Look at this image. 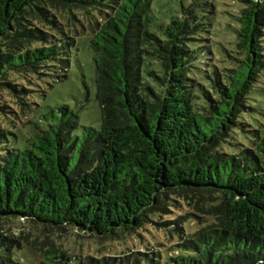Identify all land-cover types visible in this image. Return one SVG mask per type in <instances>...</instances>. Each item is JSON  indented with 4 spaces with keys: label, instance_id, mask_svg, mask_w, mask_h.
Here are the masks:
<instances>
[{
    "label": "trees",
    "instance_id": "trees-1",
    "mask_svg": "<svg viewBox=\"0 0 264 264\" xmlns=\"http://www.w3.org/2000/svg\"><path fill=\"white\" fill-rule=\"evenodd\" d=\"M153 1L0 0V90L31 115L0 106V264H26L28 247L37 264H264V124L244 119L264 75V0H234L238 58L220 73L201 62L216 48L200 42L219 23L216 0H188L158 25ZM82 36L101 125L74 135L75 114L37 117L18 79H65ZM181 203L201 215L166 217ZM162 217L172 248L118 260L39 250L2 229L23 220L114 239Z\"/></svg>",
    "mask_w": 264,
    "mask_h": 264
},
{
    "label": "rangeland",
    "instance_id": "rangeland-1",
    "mask_svg": "<svg viewBox=\"0 0 264 264\" xmlns=\"http://www.w3.org/2000/svg\"><path fill=\"white\" fill-rule=\"evenodd\" d=\"M216 3L218 4L217 10L220 12L219 23L215 25L212 37L206 36L204 41H200L206 45L215 44L216 48H214V54L204 57L201 62L213 65L214 70L220 73L224 69L231 68L230 63L233 62V58H238L235 38L232 34L234 25L232 16L237 15L240 5L234 0H216ZM181 4L187 6L189 1L154 0L151 7L154 23L157 25L168 24L171 17L180 13ZM152 31L161 35L160 32H156L154 27ZM217 51H221L222 55L217 54ZM24 78L25 80H23ZM24 78L18 80L24 88L33 91L31 94L33 97L30 100L38 106L35 111L37 117L48 115L51 110L58 114V108L67 107L77 117L78 128L74 131V135H80L82 128L99 130L101 111L96 100L95 67L87 36L77 39L76 46L71 51L70 66L65 79L56 81L52 78H45L43 75H27ZM252 97L255 110L244 119L246 124L251 122L255 128H259V125L264 124V75L252 93ZM2 105L6 106L10 112L16 113V117L22 119V122L30 119V113L22 114L19 102L5 90H0V106ZM4 122L5 118L0 112V125H4ZM238 139L241 140V138ZM178 206L179 211L172 209V213H167L166 217L172 216L170 218L174 219L177 215L196 213L191 205L181 203ZM196 214L201 215L199 212ZM166 217L159 220L153 219L152 223L143 229L132 234L121 233L114 239L97 238L72 229H67L64 232L55 229L45 230L23 220L8 222L2 229L5 231L10 229L11 234L20 237L22 242L25 238L31 246L39 250H47L52 246L74 259L90 256L102 260H118L136 252L157 254L172 248L176 244L177 238H170L167 228L162 227L161 224L167 220ZM192 219L188 222L190 230L196 227L197 219ZM28 248L19 253L21 262L37 264L40 257L34 249L29 248V250Z\"/></svg>",
    "mask_w": 264,
    "mask_h": 264
}]
</instances>
